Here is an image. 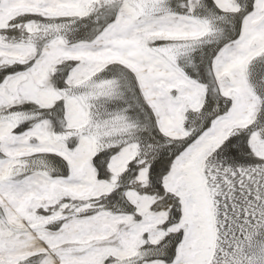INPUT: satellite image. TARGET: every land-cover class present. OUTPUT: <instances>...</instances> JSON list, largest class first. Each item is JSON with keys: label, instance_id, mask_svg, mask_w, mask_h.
Segmentation results:
<instances>
[{"label": "snow or ice", "instance_id": "6c2138e0", "mask_svg": "<svg viewBox=\"0 0 264 264\" xmlns=\"http://www.w3.org/2000/svg\"><path fill=\"white\" fill-rule=\"evenodd\" d=\"M0 264H264V0H0Z\"/></svg>", "mask_w": 264, "mask_h": 264}]
</instances>
